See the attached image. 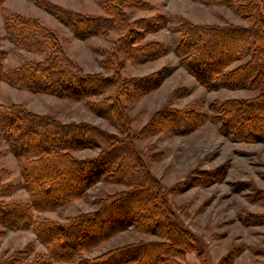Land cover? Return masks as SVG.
Listing matches in <instances>:
<instances>
[{"label": "trees", "instance_id": "1", "mask_svg": "<svg viewBox=\"0 0 264 264\" xmlns=\"http://www.w3.org/2000/svg\"><path fill=\"white\" fill-rule=\"evenodd\" d=\"M3 1L0 0V11L6 15L10 38L21 49L46 57L42 61H27L8 70L3 65L4 54L0 52V82L19 90L70 100L100 96L115 87L116 97L93 104L92 110L113 119L121 137L89 124H63L20 106H0V136L9 143V151L21 162L23 188L30 195L27 203L0 201V226L13 230L35 227L37 238L48 253L35 258L32 264L76 262L99 243L130 227L159 235L164 242L125 246L78 264L171 263V259L192 247V237L171 221L164 189L136 154L128 117L121 106L122 101L132 97L128 95L129 88L146 93L153 89L154 82L151 78H143L121 84L115 76L83 73L64 54L54 33L36 20L8 14ZM196 1L229 7L237 5V13L250 21V25L183 27L182 40L177 49L183 58L182 65L202 85L210 88L216 77L232 63L249 57L246 63L227 75L225 86L241 89L255 85L262 93L252 100H231L222 104V129L239 140H264V19L261 13L264 0ZM102 5L104 14L91 16L62 10L40 0V6L68 26L74 37L80 40L104 36L114 30L124 32L108 55L111 61L104 63L110 70L119 54H124L134 63L156 59L164 54L158 43L142 45L132 42L139 37L138 33L134 38L133 26L152 32L159 20L131 22L126 10H143L149 5L140 0H105ZM61 87L66 90L62 91ZM201 122L202 116L193 111L165 108L154 115L140 135L158 132L185 134ZM95 148H100L101 152L93 159H76L71 155L75 151ZM102 180L124 185L127 190L107 196L95 212L78 215L66 223L51 220L36 222V215L57 211L84 197L91 187ZM10 190L8 184L0 183V196H10ZM65 247L67 250L61 251ZM27 254L25 250L19 258L26 260Z\"/></svg>", "mask_w": 264, "mask_h": 264}, {"label": "rangeland", "instance_id": "2", "mask_svg": "<svg viewBox=\"0 0 264 264\" xmlns=\"http://www.w3.org/2000/svg\"><path fill=\"white\" fill-rule=\"evenodd\" d=\"M43 1L83 15L104 14L102 3L105 0ZM140 1L149 8L127 9L130 21L156 19L159 22L152 32L133 26L134 38L139 33L137 38L140 39L132 42L158 43L164 54L142 63L131 62L124 54H119L111 70L104 63L111 61L108 55L124 32L114 30L104 36L80 40L68 26L40 6V0H4L3 7L8 14L36 20L54 33L64 54L85 74L115 76L121 84L143 78L154 82L153 89L146 93L129 88L128 95L132 97L120 104L128 117L136 154L164 189L171 221L192 237V247L171 259L169 264H264V140H239L225 133L221 120L224 116L221 106L225 102L252 100L262 93L255 85L241 89L225 86L227 75L249 57L232 63L209 88L183 67V58L177 52L182 40L181 29L185 26L248 27L250 21L237 13V5H211L196 0ZM261 13L264 19V9ZM5 18L0 11V52L4 54L5 69H15L27 61L44 60L45 55L21 49L10 38ZM61 90L66 89L61 87ZM116 94L117 88L113 87L100 96L70 100L19 90L0 82L1 107L20 106L63 124H89L120 138L115 121L92 110L93 104L114 99ZM165 108L193 111L202 116V122L185 134L140 135L154 115ZM100 152V148L83 149L71 155L76 159H93ZM0 169V183L8 184L12 193L8 197L0 196V201L29 202L30 195L23 188L22 164L1 136ZM125 190L124 185L102 180L84 197L57 211L36 215V222L66 223L78 215L95 212L102 199ZM163 242L159 235L130 227L99 243L78 261L65 264H78L129 245ZM25 250L28 254L22 261L19 254ZM65 250L67 247L61 251ZM47 253V248L37 238L35 227L13 230L0 226V264H32L35 258Z\"/></svg>", "mask_w": 264, "mask_h": 264}]
</instances>
